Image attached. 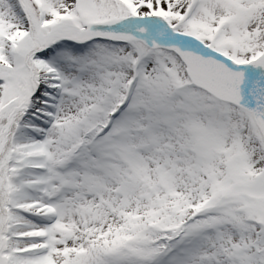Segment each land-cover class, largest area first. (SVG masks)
Listing matches in <instances>:
<instances>
[{"label":"snow or ice","instance_id":"6c2138e0","mask_svg":"<svg viewBox=\"0 0 264 264\" xmlns=\"http://www.w3.org/2000/svg\"><path fill=\"white\" fill-rule=\"evenodd\" d=\"M0 264H264V0H0Z\"/></svg>","mask_w":264,"mask_h":264}]
</instances>
